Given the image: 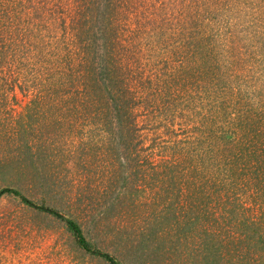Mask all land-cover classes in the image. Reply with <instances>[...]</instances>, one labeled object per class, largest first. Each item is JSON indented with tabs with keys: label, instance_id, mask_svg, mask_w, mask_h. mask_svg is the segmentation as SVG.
I'll return each instance as SVG.
<instances>
[{
	"label": "trees",
	"instance_id": "16d2710c",
	"mask_svg": "<svg viewBox=\"0 0 264 264\" xmlns=\"http://www.w3.org/2000/svg\"><path fill=\"white\" fill-rule=\"evenodd\" d=\"M263 49L264 0H0V166L31 175L39 165L37 185L58 182L43 173L44 151L26 142L35 131L52 146L51 161L79 166L71 188L81 218H93L111 244L121 233L123 256L135 264L142 227L123 223V233L107 234L108 207L94 214L109 195L122 201L115 192L133 182L150 185L161 209L173 210L163 204L174 197L185 202L162 218L155 250L173 252L177 236L192 242L201 234L216 237L219 263L264 262V100L245 92L260 78L252 73ZM17 92L29 104L12 128L1 121ZM119 152L123 187L114 186L116 164L96 163ZM164 185L178 192L165 196ZM4 195L62 221L86 253L122 264L75 217L12 187ZM124 205L123 219L136 218Z\"/></svg>",
	"mask_w": 264,
	"mask_h": 264
},
{
	"label": "rangeland",
	"instance_id": "374dc122",
	"mask_svg": "<svg viewBox=\"0 0 264 264\" xmlns=\"http://www.w3.org/2000/svg\"><path fill=\"white\" fill-rule=\"evenodd\" d=\"M252 46L256 49L257 47H260V43H256V45ZM262 52V55H264V49ZM252 74H257L258 77H260L259 80L256 81L254 86L247 88L246 91L243 87L241 89L253 94V100H264V60L261 64H257L256 73ZM15 98L18 104L13 103L11 108L6 111L7 116L9 114L8 119H3L1 121L8 123V125H12V128L13 122L16 119L15 115L23 112L26 113V107H28L29 104L28 99L24 98L19 92L16 93ZM28 124L31 125V127L35 126L32 121ZM7 130L9 133L12 131L9 129ZM28 131L30 132V129H28ZM34 133L35 131L27 137L26 142L28 144L35 143L39 145V149L44 151L43 153L45 156L40 157V166L42 170L44 169L43 173L49 175L57 174L59 178L58 182L49 184L50 181L47 185L39 186L37 185L38 181L35 179L36 176H32L33 172L34 174L38 172L37 169L39 168V165H36L37 169L34 168V171L31 168L29 169V171L32 170L31 175L29 174L30 172L28 175H22L16 172L19 164H13V166L8 167L0 166V189L3 187L18 189L23 195L36 204H44L47 207L58 210L62 215L75 217L81 222L85 236L95 246L102 251L115 256L122 264H135L129 257L123 256V236L121 233H117L114 236L116 244H111L113 242L109 241L105 234L98 233L94 230V223H92L94 221L93 218L85 217L84 220L81 218L79 213L84 214V212L81 206L77 207L73 204V201L75 202V190L71 188L72 176L75 175L78 170L77 167L79 166L66 164L62 167L57 158H53L51 161L50 157L52 156H46V154L48 155L52 152V146L48 145V143H44L45 141L42 139L35 137ZM36 138L38 140L37 142ZM13 141L15 143L17 142L14 139ZM72 142L73 140L69 139L60 143V146L64 149V153L67 149L73 148ZM96 148L97 146L95 147V150ZM121 157L122 154L119 152V154L117 153V155L114 156V159L109 160L106 155H103L101 157L102 163L96 161L97 164L102 165V169L103 167H106L105 169L109 168L108 163L111 162L112 166L115 164L117 165L119 168V178L114 184L116 187H123V166L120 161L122 160ZM94 166L95 163H93V167ZM101 172L104 174H110L106 170ZM143 187L145 189H143ZM136 188L140 190L134 191L137 190ZM141 189H143V191H141ZM162 189H164L163 195L167 196L170 193L167 192V190H170V185H164ZM151 190L152 187H150V185H147L146 187V182L143 186L141 183L133 182V186L128 187L126 191L120 189L118 192H115L116 194H122L123 192L122 196L119 194L122 201L114 200L111 195L103 198V200L106 201L105 206L99 205V208L95 209L94 214L100 217L98 212L105 211V207H108L104 212V215L107 218L106 222L109 226L108 230H110L107 234L112 233V231L116 232L117 229L123 233V223L129 230L142 227L141 229L143 230V233L140 242L142 252L140 256L141 258L139 259V261L141 260V264H205L209 261L213 264H222L219 263L217 257L219 256L221 249L218 247L216 237L204 240V236L201 237V234H198L192 242L189 240L185 242L181 236H177V240L175 238L174 243L171 240L172 249L176 248L171 250L173 252L155 250L158 242L152 236L168 223L167 221L162 220V218L170 217L174 212L173 210H176V208H178L177 206H184L185 202L180 197H174L172 198L174 202H172V200L170 201L171 204L173 203L172 206L169 205L168 200L163 204V206L167 205L168 208L171 207L173 210L161 209L162 205L157 206L156 203L159 201L154 199V193H151ZM159 190L160 187L157 185V192ZM170 191L173 193L178 192L173 189ZM123 201L125 204L124 207L131 211L132 215H136V218L132 220L123 219ZM149 213H151L150 216ZM173 215H175V213ZM190 217L191 215L188 213L186 218L189 220ZM90 228H92V230H90ZM186 230H189L188 224L186 225ZM128 233H130V231ZM262 247L264 249V240L260 248ZM150 248L154 249V253H152ZM131 250L133 251V249ZM148 252H151L150 255ZM262 257H264V254ZM0 264L108 263L81 249L77 245L71 232L67 230L64 223L59 219L26 206L14 196L4 195L0 197ZM253 264H264V262L256 261Z\"/></svg>",
	"mask_w": 264,
	"mask_h": 264
}]
</instances>
